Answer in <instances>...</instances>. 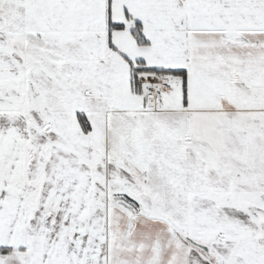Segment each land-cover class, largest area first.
<instances>
[{"label": "snow or ice", "instance_id": "snow-or-ice-1", "mask_svg": "<svg viewBox=\"0 0 264 264\" xmlns=\"http://www.w3.org/2000/svg\"><path fill=\"white\" fill-rule=\"evenodd\" d=\"M0 264H264V0H0Z\"/></svg>", "mask_w": 264, "mask_h": 264}]
</instances>
